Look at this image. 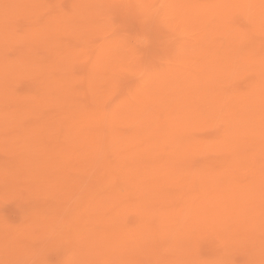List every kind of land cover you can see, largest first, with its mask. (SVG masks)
<instances>
[{
    "label": "rangeland",
    "instance_id": "1",
    "mask_svg": "<svg viewBox=\"0 0 264 264\" xmlns=\"http://www.w3.org/2000/svg\"><path fill=\"white\" fill-rule=\"evenodd\" d=\"M29 1L27 3L23 2L22 4L15 6L17 8L16 10L19 9L17 11L18 15L20 14L21 16H19L20 17L19 18L18 15H16V10H14L15 12H12V16H10V18L13 17L14 23H12L11 25L9 24V25L13 27L14 29V31L12 29H11L12 32L10 31L11 32L10 35H12L11 37L14 40H11L12 38L10 37L9 39L10 41H7L6 38L8 39L9 37L5 36L4 38L2 37L4 36L2 34L5 32V30H7L6 27H10L8 26L7 22L8 23L9 21L11 22L12 18L11 20L6 21L5 15L8 14L9 16V14L11 15V13H9V10L6 12V10L9 8V6L6 5L7 1L0 0V37L2 38L1 39L2 44L3 45L6 44V47H7L5 48V46H3L4 49L3 51L0 52V59L5 61L4 63L7 64V65L4 64V70L2 71V74H0V85H1L0 95H4L3 98H6L5 95L8 96L9 94V96L13 95V96H16L17 99H21V100L22 99L23 100L31 99V101L34 100L35 102L34 101L33 102L35 104L38 103V105L46 104L45 101L49 99V96H48L49 94L47 90L43 88L45 77L48 74L45 72L46 76H44L45 75L44 71L46 69H42L43 71L38 73L37 71H40V70L37 68L36 75L39 76V78L36 79V78H33L32 76L33 74H28V73L23 74V72L21 73V71H19L20 72L19 74L16 70V67H14L15 65L19 64V59H22V57L23 58L28 57V54H30L32 58L36 59L35 60L36 62H40L42 64L44 63L50 64L56 58L60 60L59 64H61V61L62 62L64 61L62 63L64 67L63 66L60 68L57 67V69L59 70L57 71L54 70L56 73H54L53 75L58 73L59 75L64 76L65 74L67 75L68 73H71L69 75L72 80L74 77L75 80L74 82L73 81L72 82H73V86L75 85V89L78 93V94L76 93V95L73 94V91L75 90L73 88L71 98L76 96L75 98L76 99L78 98V99L77 101H75V99L73 98L74 102H76L73 105L74 107H72L73 112L72 110L69 111L68 109H66L65 105L68 100V97L63 96V99L61 97L58 98L57 101L58 100L59 101L58 102L55 101L54 102L55 104L53 103L54 105H52V107L49 106L50 104L48 105L50 108L46 107L47 105L44 106L43 109L44 108H47V109H44V113H43L44 115L38 114L36 116L37 120L35 121L31 120L30 123L28 122L27 124L22 125L23 127L17 126L18 127L17 128L16 125H11V127L9 125L8 130L7 128H5V130L4 128L2 129L4 131L3 136L5 137H2V134H1L0 138H3V139H0V145L4 144L5 141L6 142L8 141V142L7 143L5 142L7 144L6 146L1 145V146H4L3 149L4 148L6 149L2 150V147L0 146V172H2L3 170L2 175L0 173V176L2 177L0 178V264H46V262L50 260H56L58 264H63V262L67 260L71 261L72 264H175L174 261H176L179 257V253H178L179 249L184 251L183 255L187 256V258L185 259V261L187 262H190L192 258L193 259L198 258L199 262L196 264H264V260H262V258L264 259L263 257L264 255L262 256L260 255L262 254L260 252L264 251V249L261 250V246H259V244H261L262 242V238L264 240V231H263L264 225L262 224L263 219L259 220L261 221V223L260 222L258 223L257 221L252 220V221H255L257 224H259L255 226V229H254V226H249V225H252L253 223L251 220L248 221L246 219H228V220L225 219V222L227 224L231 223V226H232L231 227L232 229H230V232H228L232 234L231 240H229V242H228V238L225 236L228 233L224 231L225 230L224 226L216 225L215 223H213L215 220H212V219H205V221H202L201 223L197 221L192 223L190 219L188 221H186V219H175L174 222H176V226H174L173 230L169 229V226L172 227L173 225L172 219H153L150 222L146 221L145 219H140V215H138V210L136 206L138 207L142 204L140 202H134V203L131 202L130 204L132 205L130 206L127 205L128 203L127 199L131 198V196L129 195L132 193L130 192L131 190L127 188L129 185L128 183L125 182L126 175L122 173L120 171L121 169H118V167L120 168L121 166L122 169L123 168L125 169V170L123 169L124 171L126 170L132 171L135 168V166H138V163H136V161L133 160L135 158L134 155H136L135 153H137L136 158L139 156L141 157V155L143 156L144 153L143 154H140V153L144 151L141 150L142 151L141 152L140 149H143L144 147L151 148L152 146L155 145V143L153 144L147 143L145 145V142L140 141L137 143L138 149H133L132 150L133 152L129 150L130 148L129 146L123 145L124 144L123 141L119 142V144L114 148L113 146L110 147L109 146L110 143H108L110 140L108 138L109 135L107 134V131L109 130L110 132V129L107 126H109L108 125L109 124L108 121L110 120L109 116H112V114H110L109 111L111 110L113 111V109L119 104L128 105L133 102L135 103V105H137L138 103L141 102L140 100L143 99L144 101L145 99H149L150 96L152 97V99H154V96H156L155 100L156 98H164L162 99L163 101L166 98H169L170 94H173L172 90L174 89V85L175 84L177 85V83H175L174 85L172 84L173 86L171 85L172 87L164 88L165 87L164 85H166L167 81L164 82L165 83L164 85L162 81L167 77L169 72L171 73L170 74L171 76L172 75L175 76L176 74H180L181 72L186 71L185 69H188L190 65L191 67L193 66L196 69L200 70L201 65L199 63V60H197L199 57L198 53H203L205 56V53H207L208 51L207 49L209 47L211 48V46L209 45V43L211 42L206 41V39L204 38L205 30H206L205 28L206 21L204 24H201L202 21H199V16H197L196 13L195 15H190L189 13H187V6H188L187 3H185V6L177 8L176 7L177 5H174L176 4L177 0H99L97 2L98 5H96L97 7L94 8L95 6L94 5L93 9H91L92 7H90L87 4L89 0H87V3L84 0V3H86L90 7L88 11L89 13H87L89 14V17L87 16L86 11L84 13L86 14L87 17L85 15H84L85 17L79 15L80 9L82 11V7L86 6V5L83 6L81 4L82 5L81 8L79 7V5L77 7L78 3L79 4L81 2L83 3V1L81 0H80L81 2L80 1L78 2V0H33V2L31 1L29 2ZM34 1H38L37 2L38 4L39 2H41V4H39L41 6L37 5L38 8L40 7L41 10L37 9L40 11H38L39 14L36 15V17L35 16L33 17V12L29 13L31 12L29 10L31 8L30 5L31 4L34 5L35 4ZM193 1L198 3L200 7H202L203 9H205V7H211L213 5H216V3L218 4V0H193ZM166 2L168 3L166 4ZM257 2L258 0H241L239 4L241 5L242 13H239L237 12V10H235L233 11L231 15H228L227 17L223 19L225 26L231 27L232 30L242 29L241 31L243 32L244 35H242L239 38L229 39L226 36V33L222 31V33H217L212 38L214 41L213 43L214 45L219 44V43L222 44V47L220 48L221 50L219 49L217 50V52L214 51L215 48H212L211 50L209 49L210 54L211 52L214 53L213 54L214 58L223 59L224 57L223 60L226 59V61L229 58L231 60L234 59L233 60L234 68L233 67L225 68L226 70L225 78L223 79L219 78V81L217 82V85H216L217 91L219 93H222L223 95L221 97V102L226 103L228 101L226 99L239 100V96H242V94H248V93L253 92L254 90L253 88L256 86L258 80L260 79V76H257L259 75L260 70L258 71L257 70L255 71V69L249 70L248 67L246 66L245 67L246 73L241 74L240 70L243 66L241 67L237 66L240 64L244 65L247 59L257 60L258 58H262L264 54V48H263L264 47V30L259 29V27H257L258 24H255V20H254V17L258 15L259 11L261 10V9L260 10L258 9L260 5ZM93 4H96V0L95 2L93 0ZM111 4H127V5H133V7L122 9L117 15L115 22H113L110 16V9L108 8V5H111ZM137 4L167 6L165 8V13L166 12L167 13L162 18V24L157 25L155 27H152L151 25H149L148 21L144 18L146 14L148 13L149 9L134 7V5H137ZM189 4L191 5V1L189 2ZM90 5L92 6V2ZM76 7L77 9L80 8L78 9L79 12L75 9ZM10 10H12V8H10ZM31 10H33V6ZM35 12H34V15H35ZM77 12L79 13L78 16H77ZM14 15H16L17 18H15ZM74 16L78 17V20L81 19L79 18V16L83 17V22H82L83 27L80 25L81 23L79 24L82 28L79 25H76L75 21H72V18ZM201 16H203V14H201ZM261 17L264 18L263 16ZM56 18L58 19L64 18V21L60 23L61 26H58L57 29H54L56 31L53 30L54 35L60 36L58 41H57L58 39L57 37L54 38L55 42H57V43H54L55 46L57 45L56 51H55L56 47L54 48L55 54H53L54 52L48 53L46 51L48 49V44H46V41H40L35 46H33L34 45L33 43L32 47H30V44L32 42L30 41L31 43H29L28 36H31L29 34L33 33L32 30L40 29V27L41 28L45 27L47 26V24L50 25L52 21ZM84 20L86 22H84ZM253 26L254 28H252ZM8 30L7 32L9 35ZM7 32H5V35L7 34ZM55 32H57L58 34H55ZM113 33H116L117 35L113 37ZM77 35L80 38L79 37L77 38ZM3 39L5 40L2 41ZM30 39L32 40V38ZM24 40H28V41H24ZM227 45H229L230 47L228 46L227 48H225ZM231 47H232L233 54L229 52ZM66 54H67V57H66ZM234 54H237V55H234ZM229 55H231V57ZM63 59H66V60H63ZM202 60L206 61L205 57ZM259 62H257L256 64L260 65L261 61ZM53 63H54L53 65H56L55 64L56 62H53ZM184 64H189V65L187 66ZM182 65H184V67ZM223 65H226V63H223ZM30 67L32 68L33 66L30 65ZM181 67L183 68L186 67V68L181 69ZM64 68L68 70L66 71ZM178 68L180 70L175 73L174 71H176ZM246 69H248L249 71L248 70L246 71ZM10 70L16 71L17 74L15 72L14 76L11 75L12 77L9 78L11 79V81L9 80L10 81L9 82L7 81V79L10 75H8L7 73ZM166 73L168 74L165 75ZM173 73H175V75ZM212 75L215 76L213 77V79H215V78H218L221 74L218 75L215 72V74L212 73ZM34 77H36L35 73H34ZM153 77L154 79H156L155 81L154 79H152ZM160 81L162 82V84H160ZM169 81L170 79L168 80V82ZM78 95L79 97H77ZM64 97L67 98L66 102H64L65 100ZM73 100H72V104H73ZM155 100L153 101L155 102ZM42 101L45 103H43ZM149 101L151 104L154 103L151 100V98ZM0 103H2V105L0 104V110L3 109V107L5 108V105L6 106L9 105V104H6L7 103L6 100L5 102H0ZM15 104L16 102L13 103L12 105H15ZM165 104L166 103H164V105L161 108H163ZM36 105L34 106L36 108V109L34 108L35 111H37L38 109H41V108H37ZM225 108L226 107L219 108L222 113L219 112L220 111L219 109H216L214 111V114L216 115L217 118H213V120L211 121L207 119L208 121L203 122L201 124L195 121L194 125H191L192 124L191 122L185 130L187 131L186 133H188L187 135L185 134V132H182V135L183 134L186 136L189 135L187 137L188 139L186 138L185 142L190 143L191 146L193 145L191 147L192 152H190L189 156L187 155L189 163L186 162L187 159H185L184 161L186 169L188 168L190 163H193V166L191 164V166L194 168L193 170L196 169V170L202 171L203 169H206L208 172L209 171L214 172V170L217 167H219V165L224 164L225 161L228 162L232 158L233 153L231 154L230 151L226 149H224L225 150L224 151L223 149H221L222 146L224 145V142L222 140H223L225 133L222 132L224 130L223 129L224 126L217 121L220 118H224L226 114V112L224 111ZM166 109L168 111V108ZM166 109L163 108V112L166 111ZM184 110H185V107H184ZM187 110L188 109H186V111ZM95 112L97 114L100 113L99 114L100 116L95 114ZM131 114H130L131 117L133 115L136 116L134 113H131ZM191 116L193 115L192 114L190 115L189 120H191V118L192 120L194 119L193 118L194 116L193 117ZM69 118L75 119L77 122V126L81 125L80 128H83V129H80V130L81 131L84 130V131L83 132L80 131L81 133H78L80 137L79 135H77V139L76 137L75 138L70 137L68 139H65V141L63 142V139L66 138L65 136L66 122L65 121H67ZM40 119L41 121H38ZM184 121H186V119H184ZM188 122H186V125L188 124ZM92 123H96L97 131H99L100 128L104 129V130H100L102 133L99 131L100 135H98L95 138L96 140L94 139V141L97 142L96 144L95 143L93 144L96 146V148L94 149V152L89 154L88 155L89 157H88L85 155L87 153L86 150L84 149V151H82V149L78 147L79 152L76 154L77 156L79 154L80 155L78 157L75 156L76 161L75 160L73 161L75 166L73 163H72V166L71 164L70 166L69 164H66V170L64 174L58 176L59 178L55 182V180L53 179L54 176H52L53 174H51L52 172H54V170L52 169L53 171H50L48 169L49 168L48 165L50 166V163L54 165L56 164L58 165V163L62 161L63 159L62 157H61V160L58 158H55L53 160H50V159L56 157V153L59 152V148L61 151V148L63 149V147L68 146V148H70L69 145H72V144L77 145L78 138L84 137L83 141H85V143H87L88 141H91V138L93 134L95 133L94 132L95 127ZM104 126H106V128L108 129L106 130ZM181 129L184 130L185 128H181ZM114 130L117 131L116 135L120 134V136L121 135L129 136L132 133L131 126L127 123H122L118 125L116 124L113 127V131ZM39 131H42V132H39ZM6 136H7V139H5ZM228 136H229V133H228ZM228 136H227L228 140L232 138V137L228 138ZM29 139L30 140L32 139V140L29 141ZM100 139L105 143L104 144L103 142L101 143ZM245 139L246 138L244 137L243 139L244 148L248 150V153L246 154L244 159L249 158V156L251 157L253 155H254L253 159L255 157L256 158L254 161V165H252L250 169L239 170L238 171L239 173L238 172L236 173L237 180L239 179V181L241 182H245L250 177V175L254 177H258L262 173H264V151L259 152L260 143L262 144L261 138L260 137L254 138L255 140L253 138L251 139L249 138L246 140ZM11 141H12V144H10ZM156 142H158V140ZM28 143L31 144V147H32V144L33 146H36V147H33L32 149L30 148V146L25 147L24 145L25 144L29 145ZM65 144H67V146ZM256 144L259 146H257ZM87 145H90V144L87 143L85 147H90ZM23 146H24V149L26 148V151H24ZM45 146L48 149L53 147L58 151H54L56 152L53 155L54 157L53 156L50 157V154H49L48 158L50 159L48 162H44L45 159L38 160L39 162L35 161V162H38V164L41 163L40 166L42 165V167H39L38 165L36 166L37 163H35L34 160L31 159L34 156L35 152L34 153L32 152L33 155H31L30 152L31 150L32 151L35 150V148L36 150H38V148L40 150L44 148ZM157 146H159L160 148L161 145H156V147ZM219 146H221L220 149H219ZM81 147H84V146H81ZM156 147H154L156 151L154 152L152 157L153 159L155 157L156 161H154V164L155 165L158 164L159 166L158 168L151 169L150 167H153L154 164L153 165L151 164L152 161H150V158H147V161L144 160V158H142V161L144 160L145 164L148 163L146 167L149 166L150 168L149 169L147 167L146 172L144 174L146 178L144 177L142 178V180H144L145 184L147 183L146 185L152 186V187L155 185L165 184L169 178L168 177L164 179L165 176H162L163 180L161 181V177H159L160 173L158 172L159 175H157L156 170L160 171L158 169H160L166 162L167 152L170 151V149L166 150L165 148V149H162L164 151L162 150L160 151L161 148L157 150ZM27 148H29V152ZM118 148H121V149H118ZM48 149L46 150L48 151ZM103 149H105L106 151ZM46 150L43 152H46ZM40 151L36 152L37 154H35V156L39 155ZM26 152L29 153L28 156H26V154H28ZM131 152L134 154L133 156ZM261 153L263 154L260 156H257ZM30 155H31V158L29 157ZM23 157H27V159L29 157L30 161L28 160L26 161L25 160L26 158L23 159ZM122 159H123V162H120L122 161ZM148 160L150 162H148ZM31 162L35 163L34 165L33 164L32 165L34 168L36 166L37 169L36 168L34 169L32 167ZM104 162L106 166L104 165ZM99 163H102V165L101 164L99 165ZM186 163L188 165H186ZM108 164L110 165L111 168L107 166ZM145 164L140 165V167ZM43 166L46 168V171H44L45 168ZM51 166L50 168H53V166L52 167ZM113 166L114 168H112ZM132 166H134V168H132ZM31 167L34 169V173L30 172L29 170L31 169ZM38 167L40 169L44 168V169H41L43 170L41 171L42 174H39L40 170L38 169ZM116 167H117V171L119 170V172L115 171ZM7 168H13V169H10L11 174L9 171L7 172V170H9ZM106 168H108V170H106ZM47 169L49 171H47ZM110 169H112L111 171L113 174L110 172ZM4 170L6 171L7 174L6 173L3 174L5 172ZM13 170L14 172H12ZM22 171L23 173L25 172L26 173L22 174ZM185 171L188 172V170L183 169L184 173ZM104 172H106L107 174ZM161 172H162V169H161ZM177 172H178L177 174L179 173L182 174L181 168ZM70 174H71V177H70ZM109 174L113 175L114 177L109 176ZM116 174L120 176L118 177ZM21 175L23 176L21 177ZM105 176H109L107 177L109 179L108 180L107 178L104 179ZM68 177H70L69 181H68ZM60 178L63 180H60ZM79 178L81 179L79 180ZM81 180L83 181V183ZM17 181L18 182L21 181L22 183L21 182L17 183ZM64 181H67V183H64ZM160 181L164 183L162 184L156 183ZM171 181L172 179L168 180L167 185ZM44 183H46V185ZM184 183H179V185L177 184L176 186L173 187L174 190L176 191V193L175 192L174 193L177 196L175 197V199L177 198V201L174 199L171 202V205L173 206L172 209H175V210L185 209L186 201H188L190 198L194 200L195 197L196 198L198 197L197 195H202V193L200 192H196L197 195L190 193L186 196V199H183L181 201L180 198L183 195L182 193L187 191V188L184 187L185 186ZM113 185H116V186H113ZM196 185H198V182ZM76 186H78L79 188L78 187L76 188ZM113 187H115L114 188L115 190L113 189ZM125 188L128 190H126ZM117 189H118V192L116 191ZM120 192L122 195L119 194ZM140 192H142V190L139 189V193ZM112 193H114L113 194L114 196L116 195V193L118 195L115 196L114 198V197H111ZM124 193H126V196ZM177 193L181 194V196L177 195ZM74 194L76 196H74ZM63 195L65 197H63ZM108 195H111L109 199H108ZM124 196L125 198H123ZM133 197L135 198V196H132V198ZM104 198L108 200L106 201V199ZM112 198L113 200L111 201ZM89 199H91L92 201ZM117 199H118V202H120L119 206L115 205L117 202L115 204L112 203L114 200H117ZM124 199H126V201ZM168 201L169 199H165L163 200V203L167 206L168 205L171 206L170 201L169 202ZM147 202L145 203L147 204ZM93 203L95 204L97 203L100 205L101 203L102 205L107 204V207L105 205L106 209L104 207L102 209L101 207L98 209V205L97 207H95ZM111 203L113 204V206ZM108 204H111V205H108ZM123 204H125L126 206L123 207ZM61 205H64V206L60 207ZM110 206L112 207V209H110ZM115 207H116V210H115ZM87 209L89 211H87ZM109 210H112V212L114 213H111ZM114 210L116 211V213ZM90 211H92L93 213V215L90 213L92 215L91 217L89 214ZM98 213H100L101 216L104 215L105 219H102V220L98 219L100 217L99 216L100 214ZM183 213H185V210L183 211ZM112 214L114 216H111ZM108 216L110 219L109 218L106 219ZM121 216L123 219L120 218ZM111 218H114V219H111ZM186 225L192 228L190 231H194L192 233L194 239H191V240L186 239V238L181 239L180 242L177 244L179 246L176 245L178 249H176L175 247V250H174V244H175V238H176L175 236L176 234H180L181 236L182 231H184L183 227ZM258 226H261L262 229L260 230L261 227L257 228ZM121 228L125 230L124 234L128 235V240H129L127 241L128 243L125 244L124 250H122L124 246H122L121 243H120L121 246L119 245L118 248H117L118 246L117 244H116V247H114L115 244H109L108 246L107 244L103 243L105 246L108 247L107 248L108 250H107L106 247L102 245V242H104L105 240H111V239L113 240V239L119 238V234L117 233L120 232ZM92 229H94L95 231ZM256 229H258L259 231H257ZM252 230H254L253 231L254 233L251 232ZM141 231H144V232L141 233ZM190 231L189 229H187L186 236L189 234ZM99 232L102 234V236L100 234L101 237H103L104 235L103 238H100ZM106 232H108V234H105ZM250 232L252 234H250ZM94 234L95 236L97 235L99 236L97 237L98 239L94 240L93 238ZM248 235H251V236H248ZM252 235L254 237H252ZM130 236L133 237L134 239L136 238L137 239L143 238V239L132 243L130 242ZM251 238H253V240ZM172 239L174 240V244H173ZM96 241L98 243H96ZM100 241H101V244H99ZM97 244L101 246L99 247ZM110 245H111V249L109 248ZM93 246H95L96 249ZM93 248L95 250H92ZM118 250L119 252H121L119 253V255L117 254Z\"/></svg>",
    "mask_w": 264,
    "mask_h": 264
},
{
    "label": "bare ground",
    "instance_id": "2",
    "mask_svg": "<svg viewBox=\"0 0 264 264\" xmlns=\"http://www.w3.org/2000/svg\"><path fill=\"white\" fill-rule=\"evenodd\" d=\"M7 2H6V5L7 6H9V8L6 10V12L9 10V13H11V15L9 14V16H8V14L7 15H5V19H6V21H9V20H11V18H12V20H11V22L9 21V23L7 22V24H8V26H10L12 23H14V21H13V17H11L10 18V16H12V12H15L14 10H16L17 8L15 7L16 5H20V4H22L23 2H28L29 0H6ZM31 2H33V0H30ZM29 1V2H30ZM80 0H78V2H79ZM81 1H83V3H84V0H81ZM80 1V2H81ZM86 1V3H87V0H85ZM99 0H96V4H93V0L91 1V0H89L88 1V5L90 6V7H92L91 9H93V6H94V8L95 7H97L96 5H98V2ZM186 1V2H185ZM191 1V5L189 4V2ZM240 1L241 0H218V4L216 3V5H213V6H211V7H205V9H203L202 7H200V5L198 4V3H196L195 1H193V0H177L176 1V4H174V2H173V4L174 5H177L176 7L177 8H180V7H183V6H185V3H187V13H189L190 15H195V13H196V15L197 16H199V21H202L201 22V24H204L205 23V21H206V25H205V28H206V30H205V39H206V41H208V42H211L212 43V45H211V43H209V45L211 46V48L209 47L207 50V53H205V56H204V54L203 53H198L199 54V57H198V59L197 60H199V63H200V65H201V67H200V70H198V69H196L195 67H191V65H190V67H188V69H185V68H183L184 67V65H189V64H184V65H182L183 67H181V69H185L186 71H184V72H181L180 74H176L175 75V73L177 72V71H179L180 69L178 68L176 71H174L175 73H173L175 76H171L170 74V72H169V74L168 73H166L165 75H167V77L170 79V81L168 82V80L166 79H164L162 82H163V85L165 84L164 82H166V85H164L163 87L164 88H166V87H172L175 83H177V85L175 84L174 85V89L172 90V92H173V94H170V97L169 98H166L165 100H163L162 101V99H164V98H156V100H155V97L156 96H154V99H152V97L150 96L149 97V99H145L144 101H143V99L142 100H140L141 102L140 103H138L137 105H135V103H130V104H128V105H121V104H119L118 106H116L114 109H113V111L111 112V111H109L110 112V114H112V116H109V121H108V125L109 126H107L109 129H110V132H109V130L107 131V134L109 135L108 136V138H109V142L108 143H110V147H112L113 146V148L114 147H116L118 144H119V142H121V141H123L124 142V144L123 145H126V146H129L130 148H129V150H133V149H138V146H137V143L138 142H140V141H143V142H145V145L147 144V143H150V144H153V143H155V145L154 146H152L151 148H143L142 146V148L143 149H140V151L141 150H143L144 152H142V153H140V154H143V156L141 155V157L139 156V157H137L136 158V155H137V153H135L136 155H134L132 152V156L134 155V159H133V157H132V159L133 160H135L136 161V163H138V166H135V168H134V166H132V168H134L132 171L130 170V171H124L122 168H121V166H120V168L118 167V169H121L120 171L122 172V173H124L126 176H125V182L126 183H128V187L127 188H129L131 191V193L132 194H130L129 196H131V198H126L127 200H128V203H127V205L128 206H130V205H132V204H130L131 202L132 203H134V202H140L142 205H140V206H136V208H137V210H138V215H140V219H145L146 221H148V222H150L151 220H153V219H172V221H173V225H172V227L171 226H169V229L170 230H173V228H174V226H176V222H174V220L175 219H186V221H188L189 219L191 220V222L192 223H194L195 221H197V222H199V223H201L202 221H205V219H212V220H215L213 223H215L216 225H218V226H224V231L225 232H230V229H232L231 227V223L230 224H227L226 222H225V219H246V220H255V221H257L258 223L260 222L261 223V221H259V220H261V219H263L264 220V173H262L260 176H258V177H254V176H251L250 175V177L245 181V182H241V181H239V179L237 180V177H236V173L239 171V170H246V169H250L251 167H252V165H254V161H255V158L253 159V157H254V155L253 156H249V158H245L244 159V157L246 156V154L248 153V150H246L245 148H244V142H243V139H244V137L246 138V139H251V138H257V137H260L261 138V140H262V144L260 143V147H259V152H263L264 151V75H262V69H264V54H263V56H262V58H258L257 60H253V59H251V60H249V59H247V61H246V63H244V65L243 64H240V65H237V66H239V67H241V66H243L242 68H241V70H240V72H241V74L242 73H246L245 72V67L247 66L248 67V69L250 70V69H252V70H254L255 69V71L257 70H260V73H259V75H257V76H260V79L258 80V82H257V84H256V86L253 88L254 90H253V92H251V93H248V94H242V96H239V100H229V99H226V100H228L226 103L225 102H221V97L223 96L222 95V93H219L218 91H217V89H216V85H217V82L219 81V78H225V76H226V70H225V68H227V67H230V68H232L233 67V60H231L230 58L226 61V59L225 60H223L224 59V57H223V59H217V58H214V56H213V52H211V54H210V50L212 49V48H215L214 49V51L215 52H217V50H219L221 47H222V44H213L214 43V41H213V37H214V35H216L217 33H222V31L223 32H225L226 33V36L230 39H235V38H239V37H241L242 35H244L243 34V32L241 31L242 29H233L232 30V28L231 27H229V26H225L224 25V22H223V19L225 18V17H227L228 15H231L232 13H233V11H235V10H237V12H239V13H242V8H241V5L239 4L240 3ZM38 1H34V5L33 4H31L30 5V7L32 8V6H33V10H31V8L29 9L31 12H29V13H32L33 12V17L35 16L36 17V15H38L39 14V12L38 11H40L41 9H40V7L38 8V6L37 5H39V4H41V2H39V4L37 3ZM90 2V3H89ZM91 2H92V6L90 5L91 4ZM94 2H95V0H94ZM181 2H183V3H181ZM198 2V1H197ZM82 2L79 4H77V7H78V5H79V7L81 8L82 7V5L83 6H85V7H87V8H85V7H82V11H81V9L80 8H78V9H80V14L78 13L79 12V10L77 9V7L75 8L78 12H77V16H78V14L80 15V16H86V14L87 13H89L88 11H89V6L86 4V3H84L83 4ZM168 2H166V4H167ZM208 3V2H207ZM259 5H260V7L258 8L260 11H259V13H258V15H256L255 17H254V20H255V24H258L257 25V27H259V29H261V30H264V18H262L261 16H263L264 17V3H262V0H258V2H257ZM82 4V5H81ZM202 4V3H201ZM39 6H41V5H39ZM76 6V5H75ZM173 6V5H172ZM18 7V6H17ZM60 7V6H59ZM249 7V6H248ZM10 8H12V10H10ZM35 8H36V10L37 9H40V10H35ZM236 8V9H235ZM63 9V8H62ZM85 9H87V10H85ZM175 9V8H174ZM19 10V9H18ZM18 10H16V15H18V13H17V11ZM168 10V9H167ZM176 10V9H175ZM38 12V13H36V12ZM86 11V14L84 13ZM244 11V10H243ZM5 12V13H6ZM34 12H35V15H34ZM83 12V13H82ZM178 12V11H177ZM181 12V11H180ZM245 12V11H244ZM4 13V14H5ZM55 13V12H54ZM83 15H82V14ZM167 13V12H166ZM168 13H170V12H168ZM256 13V12H255ZM201 14H203V16H201ZM16 15H14V17L15 18H17V16ZM23 15V14H22ZM91 15V14H90ZM97 15V14H96ZM174 15V14H173ZM234 15V14H233ZM19 16H21L20 14L18 15V17ZM79 16V18H81V19H79L78 20V17H73L72 18V21H75L76 23V25H79L80 23V25L82 26L83 24H82V22H83V17H80ZM84 16V17H85ZM87 16L89 17V14H87ZM86 16V17H87ZM58 17V16H57ZM62 17V16H61ZM179 17V16H178ZM20 18V17H19ZM233 18V17H232ZM175 19V18H174ZM82 20V21H81ZM85 20H86V18H85ZM84 20V22H86ZM186 20V19H185ZM13 21V22H12ZM20 21V20H19ZM23 21V20H22ZM62 21H64V18H61V19H58V18H56V19H54L53 21H52V23L49 25V24H47V26H45V27H40V29H33L32 30V34H29V35H31V36H28L29 37V43H31L30 44V47H32V45H33V43H34V45L33 46H35V45H37V43H39L40 41H46V44H48V49L46 50L48 53L50 52V53H53L54 52V48L57 46H55L54 45V43H57V42H55V37H57L58 39H57V41L59 40V38H60V36H56V35H54V31H56V30H54V29H57V27L58 26H61V22ZM68 21V20H67ZM71 21V20H70ZM71 21V22H72ZM211 21V22H210ZM241 22V21H240ZM46 23V22H45ZM212 23H214V24H212ZM252 23V22H251ZM10 24V25H9ZM27 24V23H26ZM71 24V23H70ZM237 24V23H236ZM246 24V23H245ZM66 25V24H65ZM79 25V26H80ZM30 26V25H29ZM78 26V27H79ZM80 26V27H81ZM163 26V25H162ZM231 26V25H230ZM83 27V26H82ZM81 27V28H82ZM251 28V27H250ZM252 28H254V26L252 27ZM6 29L8 30V29H10V30H8L9 31V35H8V32H7V30H5V32H7V34L5 35V32L2 34V35H4V36H2V37H4L5 38V36H8L9 38L7 39L6 38V40L7 41H10L9 39H10V37L12 36V35H10L11 34V29L14 31V29H13V27H6ZM26 29V28H25ZM31 29V28H30ZM179 29V28H178ZM249 29V28H248ZM54 30V31H53ZM70 30V29H69ZM246 30V29H245ZM11 31V32H10ZM26 31H28V30H26ZM76 31V30H75ZM74 31V32H75ZM179 31V30H178ZM250 31V30H249ZM258 31V30H257ZM58 32V31H57ZM57 32H55V34H58ZM170 32V31H169ZM173 33H175V32H173ZM26 34V33H25ZM170 34H172V33H170ZM178 34V33H177ZM224 34V33H223ZM249 34V33H248ZM28 37H27V39H28ZM79 36L77 35V38H78ZM193 37V36H192ZM12 38V37H11ZM20 38V37H19ZM24 38H26V37H24ZM23 38V39H24ZM30 38H32V40L30 39ZM80 38V37H79ZM1 37H0V52L1 51H3V49H4V47L3 46H5V48H7L6 47V44L5 45H3L2 44V42H1ZM54 39V40H53ZM226 39V38H225ZM5 39H3L2 41H4ZM11 40H14L13 38L11 39ZM22 40V39H21ZM53 40V41H52ZM192 40V39H191ZM190 40V41H191ZM199 40V39H198ZM221 40V39H220ZM24 41H28V40H24ZM31 41V42H30ZM228 41V40H227ZM196 42V41H195ZM231 42V41H230ZM245 42V41H244ZM246 42H248V41H246ZM4 43V42H3ZM5 43H6V41H5ZM26 44V43H25ZM82 44V43H81ZM188 44V43H187ZM198 44V43H197ZM200 44V43H199ZM58 46H59V44H58ZM191 46V45H190ZM229 45H227L225 48H227ZM9 47V46H8ZM37 47V46H36ZM76 47V46H75ZM186 47H188V46H186ZM230 47V46H229ZM233 47V46H232ZM232 47L230 48V50H229V52L230 53H232L233 51H232ZM239 47V46H238ZM59 48V47H58ZM103 48V47H102ZM182 48V47H181ZM235 48V47H234ZM245 48V47H244ZM264 48V47H263ZM21 49H22V47H21ZM179 49V48H178ZM210 49V50H209ZM15 50V49H14ZM20 50V49H19ZM57 50V47H56V49H55V51ZM111 50V49H110ZM180 50V49H179ZM221 50V49H220ZM245 50V49H244ZM85 51V50H84ZM247 51V50H246ZM133 52V51H132ZM183 52V51H182ZM205 52V51H204ZM222 52V51H221ZM4 53H5V51H4ZM24 53V52H23ZM34 53V52H33ZM47 53V54H48ZM76 53V52H75ZM82 53V52H81ZM223 53V52H222ZM43 54V53H42ZM41 54V55H42ZM53 54H55V52L53 53ZM224 54V53H223ZM233 54V53H232ZM258 54V53H257ZM217 55V54H216ZM234 55H237V54H234ZM24 56V55H23ZM52 56V55H51ZM50 56V57H51ZM180 56V55H179ZM186 56H187V54H186ZM230 57H231V55H229ZM242 56V55H241ZM257 56V55H256ZM256 56H254V57H256ZM66 57H67V54H66ZM205 57V59H206V61H203L202 59ZM219 57V56H218ZM253 57V56H252ZM70 58V57H69ZM233 58V57H232ZM57 59V58H56ZM56 59H54L50 64H42V63H40V62H36L35 60V58H32L31 57V55L30 54H28V57H22V59H19V64L18 65H15L14 67H16V70H17V72L20 74V72L19 71H21V73L23 72V74H25V73H28V74H33L32 76H33V78H36V79H38L39 78V76H37L36 75V69L38 68L40 71H37L38 73H40L41 71H43L42 69H46L45 71H44V76H46V73H48L47 74V76L45 77V81H44V83H43V88H45V90H47V92H48V96H49V99L48 100H46L45 102H46V104H40V105H38V103H34L33 101H31V99H25V100H21V99H17V97L16 96H13V95H11V96H9V94H8V96L7 95H5V97L7 98H3L4 97V95H0V102H5V100H6V104H9V105H5V108L3 107V109H1L0 110V132H2V133H0V136H1V134H2V137H5V136H3V134H4V131L2 130L3 128H4V130H5V128H7V130H8V127H9V125H10V127H11V125H16V127L18 126V127H21L22 125H24V124H27L28 122L30 123L31 122V120H33V121H35V120H37V118H36V116L39 114H43L44 113V109H47V108H44L43 109V107L44 106H46V107H48V108H50L49 106H51L52 107V105H54L55 103V101L56 102H58L57 101V99L58 98H62L63 99V96H65V97H68V100H69V102H68V100H67V98H65V100H64V102H66V100H67V102H66V109H68L69 111L70 110H72V112H73V109H72V107H74L73 105L76 103V102H74V100H73V98L75 99V101H77V99L75 98V97H73V98H71V94H72V91H73V88L75 89V85L73 86V82H74V77H73V80L71 79V77H70V75L69 74H71V73H68L67 75L65 74L64 76H62V75H59L58 73L57 74H55V75H53L54 73H56L55 71H57V70H59V69H57V67H64V65L62 64L63 62L61 61V64H59L60 63V60H56ZM117 59V58H116ZM178 59H179V57H178ZM56 60V61H55ZM63 60H66V59H63ZM71 60V59H70ZM77 60V59H76ZM101 60V59H100ZM58 61V62H57ZM179 61V60H178ZM259 61H261V64L260 65H257L256 63L257 62H259ZM263 61V62H262ZM5 61H3L2 59H0V74H2V71L4 70V64H6V63H4ZM53 62H56L55 64L56 65H53L54 63ZM95 62H97V61H95ZM235 62V61H234ZM103 63V62H102ZM223 63H226V65H223ZM260 63V62H259ZM69 64V63H68ZM100 64V63H99ZM7 65V64H6ZM30 65H32L33 67L31 68L30 67ZM101 65V64H100ZM54 66V67H53ZM172 66V65H171ZM50 67V68H49ZM120 67V66H119ZM164 67V66H163ZM177 67V66H176ZM41 68V69H40ZM234 68V67H233ZM2 69V70H1ZM65 69V68H64ZM217 69V70H216ZM237 69V68H236ZM248 69H246V71L248 70ZM55 70V71H54ZM66 70V69H65ZM68 70V69H67ZM66 70V71H67ZM92 70V69H91ZM197 70V71H196ZM248 70V71H249ZM218 71V72H217ZM235 71V70H234ZM15 72L16 71H12V70H10L7 74L8 75H10L9 77H8V79H7V81H11V79H9V78H11L12 76L11 75H15ZM17 72H16V74H17ZM46 72V73H45ZM153 72V71H152ZM215 72H216V74H221L218 78H215V79H213V77H215V76H213L212 75V73L213 74H215ZM34 73H35V76L36 77H34ZM67 73V72H66ZM87 74V73H86ZM57 75H59V76H57ZM171 77H170V76ZM217 76V75H216ZM229 76V75H228ZM240 76V75H239ZM256 76V77H257ZM70 77V78H69ZM172 77H173V79H172ZM15 78V77H14ZM13 78V79H14ZM152 79H154V77L152 78ZM232 79V78H231ZM230 79V80H231ZM240 79V78H239ZM156 79H154V81H155ZM158 80V79H157ZM9 81V82H10ZM38 81V80H37ZM73 81V82H72ZM233 81V80H232ZM231 81V82H232ZM78 82V81H77ZM162 82L160 81V84H162ZM71 83V84H70ZM237 83V82H236ZM243 83V82H242ZM2 84V83H1ZM4 84V83H3ZM9 84H11V83H9ZM75 84V83H74ZM155 84V83H154ZM173 84V85H172ZM229 84H230V82H229ZM11 85H13V84H11ZM33 85V84H32ZM71 85V86H70ZM172 85V86H171ZM241 85V84H240ZM3 86V85H2ZM73 86V87H72ZM162 86V85H161ZM231 86V85H230ZM254 86V85H253ZM0 87H1V85H0ZM251 87V86H250ZM3 88V87H2ZM153 88V87H152ZM148 89V88H147ZM223 89V88H222ZM246 89V88H245ZM150 91V90H149ZM152 91V90H151ZM231 91V90H230ZM250 91V90H249ZM20 92H22V91H20ZM75 92V93H74ZM171 92V93H172ZM236 92V91H235ZM76 93H77V91H76V89L73 91V94H75L76 95ZM133 93V92H132ZM139 93V92H138ZM143 93V92H142ZM78 94V93H77ZM226 94V93H225ZM224 94V95H225ZM22 95V94H21ZM84 95V94H83ZM152 95V94H151ZM155 95V94H154ZM11 97H13V98H11ZM25 97V96H24ZM42 97H44V96H42ZM77 97H79V95L77 96ZM97 97V96H96ZM161 97V96H160ZM163 97V96H162ZM230 97V96H229ZM8 98H9V100H8ZM73 100V104H72V100ZM150 98H151V100L153 101V100H155V102L154 103H150ZM33 99V98H32ZM80 99V98H79ZM159 99H161V100H159ZM223 99V98H222ZM37 100V99H36ZM61 100V99H60ZM70 100H71V102H70ZM80 101V100H79ZM134 101V100H133ZM224 101V100H223ZM16 102V104L15 105H12L13 103H15ZM43 102V101H42ZM45 102H43V103H45ZM81 102H83V101H81ZM130 102V101H129ZM234 102V103H233ZM54 103V104H53ZM80 103V102H79ZM142 103V104H141ZM164 103H166L165 104V106L163 107V108H168V111H167V109H166V111H164L163 112V108H161L163 105H164ZM167 103H168V105H167ZM1 105H2V103H0ZM28 104V105H27ZM50 104V105H49ZM111 104V103H110ZM37 106V108H41V109H38L37 111H35V107L34 106ZM49 105V106H48ZM38 106H40V107H38ZM70 106V107H69ZM81 106V105H80ZM97 106V105H96ZM83 107V106H82ZM104 107H105V105H104ZM107 107V106H106ZM184 107H185V110H184ZM221 107H226L225 109H224V111L226 112V114H225V116H224V118H220V119H218L217 121L219 122V123H221L224 127H223V133H225V135H224V137H223V142H224V145L222 146V148L221 149H226V150H228V151H230L231 152V154L233 155L232 156V158L228 161V162H226L225 161V163L224 164H221V165H219V167H217L215 170H214V172L213 171H207L206 169H203L202 171L201 170H193L194 168L192 167L193 166V163H190V165L188 166V168L186 169V167H185V164H184V161H185V159H187V161L186 162H188L189 163V161H188V157H187V155L189 156V154H190V152H192V149H191V147L193 146H191V144L190 143H186L185 142V140H186V138L189 136H186L188 133H186L187 131H185L186 130V128L188 127V125L192 122V124L191 125H194L195 123V121L196 122H198V123H203V122H206V121H208V120H213V118H217L216 117V115L214 114V111L216 110V109H219V108H221ZM35 108V109H34ZM80 108V107H79ZM43 109V110H42ZM186 109H188L187 111H186ZM82 110V109H81ZM96 110V109H95ZM161 110V111H160ZM183 110V111H182ZM220 110V109H219ZM66 111V110H65ZM68 111V112H69ZM89 111V110H88ZM106 111H108V110H106ZM186 111V112H185ZM72 112H70V113H72ZM97 112V111H96ZM95 112V114H97ZM162 112H163V114H162ZM219 112H221V110L219 111ZM102 113V112H101ZM103 113H105V112H103ZM131 113H134L136 116H132L131 117ZM222 113V112H221ZM100 113H98L97 115L98 116H100L99 115ZM109 114V113H108ZM109 114V115H110ZM131 114V115H130ZM192 114L193 116H191V117H193L194 119V121L192 120V118H191V120H189V118H190V115ZM195 114V115H194ZM197 114V115H196ZM224 114V113H223ZM44 115V114H43ZM96 115V116H97ZM189 115V116H188ZM221 115V114H220ZM26 116H27V118H26ZM35 116V117H34ZM89 116H90V114H89ZM95 116V117H96ZM106 116H107V114H106ZM186 116H187V118H186ZM218 116V115H217ZM23 117H24V119H23ZM39 117V116H38ZM56 118V117H55ZM92 118V117H91ZM90 118V119H91ZM103 118H104V116H103ZM23 119V120H22ZM59 119V118H58ZM96 119V118H95ZM184 119H186V121H184ZM208 119V120H207ZM29 120V121H28ZM101 120H103V119H101ZM106 120H108V119H106ZM183 120V121H182ZM32 121V122H33ZM38 121H41V119L40 120H38ZM80 121V120H79ZM85 121V120H84ZM88 121V120H87ZM91 121V120H90ZM189 121V122H188ZM216 121V122H217ZM25 122V123H24ZM66 122V129H65V136H66V138H64L63 139V142L65 141V139H68V138H70V137H76V139H77V135H79L78 133H81V132H83L84 130H80V129H83V128H80V126L81 125H78L77 126V122H76V120L75 119H71V118H69L67 121H65ZM186 122H188V124L186 125ZM215 122V121H214ZM35 123H37V122H35ZM99 123H101V122H99ZM122 123H127V124H129L130 126H131V129H132V133H131V135H129V136H125V135H121L120 136V134L118 135H116V130H114L113 131V127L117 124H122ZM198 123H196V124H198ZM89 124V123H88ZM91 124V123H90ZM93 125H94V127H95V133L93 134V136H92V138H91V141H86L88 144H90V145H87V146H90V147H85L86 146V144L87 143H85V141H83V138L84 137H81V138H78V143H77V145L75 144H72V145H74V146H72V145H69V147L70 148H68V146H67V144H68V142H67V144H65L67 147H63V149L61 148V151H60V148H59V152H54V151H58V150H56L55 148H50V149H48L46 146V149H48V151L45 149V147L44 148H42V149H44V150H42V149H40V150H42V151H40L39 150V148H38V150H36V148H35V150H31V155H33L32 154V152L34 153L35 152V154H37L36 152H38V151H40L39 153V155H36L35 156V154H34V156L31 158V155L29 156L31 159H33L34 160V162L35 161H38V160H43V159H45V161L44 162H48L49 161V159L50 158H48V156H49V154H50V157H52L55 153H56V157H54V158H52V159H50V160H53V159H55V158H58V159H60L61 160V157H62V161H60L59 163H58V165L56 164V165H54V164H52V163H50V166H51V164H52V166H53V168H50V166L48 165V169L50 170V171H53L54 170V172H52L51 174H53L52 176H54L53 177V179L55 180V182L58 180V176H60V175H62V174H64V172H65V170H66V164H69V166H70V164H71V166H72V163H73V161L75 160L76 161V158H75V156L76 157H78L77 156V154L76 153H78L79 151H78V147H80L81 149H82V151H84V149L86 150V156H88L89 154H91L92 152H94V149L96 148V146L95 145H93L94 143L96 144L97 142H95L94 141V139L98 136V135H100L99 134V131L100 130H104V129H101L100 127V130L99 131H97V126H96V123H92ZM52 125V124H51ZM92 125V126H93ZM103 125V124H102ZM101 125V126H102ZM105 125V124H104ZM107 125V124H106ZM215 125V124H214ZM5 126V127H4ZM33 126V125H32ZM50 126V125H49ZM184 126H186V127H184ZM213 126V125H212ZM15 127V126H14ZM17 127V128H18ZM23 127V126H22ZM40 127V126H39ZM79 127V128H78ZM105 127V129L107 130L108 128H106V126H104ZM119 127V126H118ZM193 127V126H192ZM181 128H185L184 130H182ZM39 129V128H38ZM79 129V130H78ZM115 129V128H114ZM6 130V131H7ZM30 130V129H29ZM34 130V129H33ZM48 130V129H47ZM64 130V129H63ZM43 131V130H42ZM42 131H39V132H42ZM81 131V132H80ZM121 131V130H120ZM119 131V132H120ZM38 132V131H37ZM47 132V131H46ZM101 132V131H100ZM109 132V133H108ZM182 132H185V134L186 135H184V137H183V135H182ZM16 133V132H15ZM22 133V132H21ZM102 133V132H101ZM121 133V132H120ZM128 133V132H127ZM228 133H229V136H228ZM25 134V133H24ZM5 135H6V133H5ZM86 135V134H85ZM34 136V135H33ZM39 136V135H38ZM65 136H63V137H65ZM227 136H228V138L229 137H232V138H230L229 140L227 139ZM17 137V136H16ZM79 137H80V135H79ZM85 138H87V137H85ZM106 138V137H105ZM0 139H3V138H0ZM5 139H7V136H6V138ZM4 139V140H5ZM18 139V138H17ZM164 139V140H163ZM188 139V138H187ZM245 139V140H246ZM3 140V141H4ZM32 140V139H31ZM30 139H29V141H31ZM34 140V139H33ZM47 140H48V138H47ZM85 140H87V139H85ZM93 140V141H92ZM96 140V139H95ZM108 140V139H107ZM158 140V142H156ZM255 140V139H254ZM258 140V139H257ZM76 141V142H77ZM100 141H101V143L103 142L101 139H100ZM160 141V142H159ZM6 142V141H5ZM4 142V144H1V145H4V146H6L7 144V142L5 143ZM185 142V143H184ZM100 143V142H99ZM105 142H103V144H104ZM184 143V144H183ZM194 143V142H193ZM10 144H12V141H11V143ZM29 144V143H28ZM196 144V143H195ZM222 144V143H221ZM0 145V146H1ZM42 145V144H41ZM60 145V144H59ZM64 145V144H63ZM108 145V144H107ZM122 145V144H121ZM140 145V144H139ZM156 145H161L160 146V148H159V146H157L156 147ZM220 145V144H219ZM257 145V144H256ZM4 146H1L2 147V150H4V149H6V148H4L3 149V147ZM13 146V145H12ZM25 147H27V146H30V148L32 149L33 147H36V146H33V144H32V147H31V144H29V145H24ZM24 146H23V149H24ZM81 146H84V147H81ZM100 146V145H99ZM98 146V147H99ZM106 146V145H105ZM104 146V147H105ZM169 148H168V147ZM257 146H259V145H257ZM49 147V146H48ZM73 147V148H72ZM140 147V146H139ZM154 147H156L157 148V150L158 149H160V151L162 150V149H165L166 148V150H169L170 149V151H168L167 152V159H166V162L164 163V165L160 168V169H158V170H160V171H157L156 170V174L157 175H159L158 174V172L160 173V175H159V177H161V181L163 180L162 179V176H165V178L164 179H166V178H168V180H171L172 179V183L171 182H169V184L167 185V183H168V180H167V182L165 183V184H163V185H155V186H148V185H146L145 183H144V180H142V178H146V176H144V174H145V172H146V169H147V167L149 168V166H147L146 167V165L148 164V163H144L145 161L144 160H146L147 161V158H150V161H152V165L154 164V161H156L155 160V157H154V159H153V154H154V152L156 151V149H154ZM181 147V148H180ZM209 147V146H208ZM220 147L221 146H219V149H220ZM76 148V149H75ZM109 148V147H108ZM107 148V149H108ZM122 148V147H121ZM121 148H118V149H121ZM200 148V147H199ZM7 149H8V147H7ZM28 149V152H29V148H27ZM58 149V148H57ZM112 149V148H111ZM110 149V150H111ZM1 150V151H2ZM46 150V152H43V151H45ZM103 150H105V149H103ZM114 150V149H113ZM165 150V151H166ZM217 150V149H216ZM250 150V149H249ZM24 151H26V148L24 149ZM81 151V152H82ZM106 151V150H105ZM124 151V150H123ZM162 151H164V150H162ZM225 151V150H224ZM227 151V152H228ZM28 152H26V153H28ZM43 152V153H42ZM48 152V153H47ZM51 152V153H50ZM102 152V151H101ZM126 152H128V151H126ZM130 152V151H129ZM137 152V151H136ZM251 152H252V150H251ZM255 152V151H254ZM25 153V152H24ZM24 153H23V155H24ZM100 153V152H99ZM123 153V152H122ZM139 153V152H138ZM221 153V152H220ZM230 154V155H231ZM263 153H261V154H259V155H257V156H260V155H262ZM29 155V153L28 154H26V156H28ZM83 155V154H82ZM6 156V155H5ZM45 156H47V157H45ZM95 156V155H94ZM130 156V155H129ZM185 156V157H184ZM219 156V155H218ZM18 157H19V155H18ZM17 157V158H18ZM29 157H28V159H27V157H23V159L24 158H26L25 160L27 161H30L29 160ZM81 157V156H80ZM89 157V156H88ZM87 158V157H86ZM142 158H144V160L142 161ZM217 158V157H216ZM227 158V157H226ZM260 158V157H259ZM48 159V160H47ZM90 159V158H89ZM93 159H95V158H93ZM229 159V158H228ZM47 160V161H46ZM78 160V159H77ZM85 160V159H84ZM91 160V159H90ZM158 160V159H157ZM160 160V159H159ZM217 160V159H216ZM224 160V159H223ZM32 161V160H31ZM104 161V160H103ZM127 161V160H126ZM149 160H148V162H150ZM33 162V161H32ZM31 162V165L33 164H35V163H37L36 164V166L38 165L39 167H42V165L40 166V164L41 163H39L38 164V162H35V163H32ZM51 162V161H50ZM57 162V161H56ZM84 162V161H83ZM118 162V161H117ZM120 162H123V159H122V161H120ZM161 162V161H160ZM190 162H191V160H190ZM89 163V162H88ZM215 163H217V162H215ZM220 163V162H219ZM44 164V163H43ZM47 164V163H46ZM74 164V163H73ZM77 164V163H76ZM80 164V163H79ZM90 164V163H89ZM102 165V163H99V165ZM142 164H145V165H143V166H141L140 167V165H142ZM150 164V165H151ZM191 164H192V166H191ZM33 165H32V167H33ZM104 165L106 166V164H105V162H104ZM103 165V166H104ZM117 165H118V163H117ZM120 165V164H119ZM186 165H188L187 163H186ZM259 165V164H258ZM35 166V168L37 169V167ZM46 166V165H45ZM51 166V167H52ZM65 166V167H64ZM74 166H75V164H74ZM84 166V165H83ZM102 166V167H103ZM107 166H109V168H111L110 167V165L108 164ZM31 167V169H29L30 170V172H33L34 173V169ZM38 167V169L40 170V173L39 174H42V172L41 171H43V170H41V169H44V168H39ZM82 167V166H81ZM99 167H101V166H99ZM159 166H158V164H154L153 165V167H150L151 169H154V168H158ZM214 167V166H213ZM76 168V167H75ZM112 168H114V166L112 167ZM149 168V169H150ZM177 168H181V172H182V174H177L178 172V170L179 169H177ZM254 168V167H253ZM7 169H9V170H7V172L9 171L10 172V174H11V170L10 169H13V168H7ZM47 169V171H49ZM53 169V170H52ZM71 169H73V168H71ZM116 170L115 171H117V167L115 168ZM161 169H162V172H161ZM183 169H185V170H188V172L187 171H185V173L183 172ZM208 169V168H207ZM6 170V169H5ZM4 170V171H5ZM33 170V171H32ZM39 170H37V171H39ZM77 170V169H76ZM80 170V169H79ZM102 170V169H101ZM105 170V169H104ZM106 170H108V168H106ZM105 170V171H106ZM112 169H110V172L112 173V171H111ZM206 170V171H205ZM212 170V169H211ZM253 170V169H252ZM251 170V171H252ZM260 170H262V169H260ZM44 171H46V168H45V170ZM75 171V170H74ZM114 171V170H113ZM114 171V172H115ZM153 171V170H152ZM254 171V170H253ZM2 172H3V170H2ZM2 172H0L1 173V175H2ZM12 172H14V170L12 171ZM17 172V171H16ZM25 172V171H24ZM35 172H36V170H35ZM80 172V171H79ZM117 172H119V170L117 171ZM196 172V173H195ZM210 172H212V173H210ZM6 173V171L3 173V174H5ZM20 173H21V171H20ZM26 173V172H25ZM25 173H23V171H22V174H25ZM29 173V172H28ZM46 173V172H45ZM76 173H78V172H76ZM100 173H101V171H100ZM104 173H106V172H104ZM154 173V172H153ZM152 173V174H153ZM162 173V174H161ZM239 173V172H238ZM7 174V173H6ZM17 174V173H16ZM16 174H14V175H16ZM50 174V175H51ZM107 174V173H106ZM113 174V173H112ZM118 174V173H117ZM116 174V175H117ZM119 174H121V173H119ZM248 174V173H247ZM19 175V174H18ZM30 175V174H29ZM28 175V176H29ZM35 175H36V173H35ZM34 175V176H35ZM249 175V174H248ZM23 175H21V177H22ZM64 176V175H63ZM67 176V175H66ZM65 176V177H66ZM104 176V175H103ZM109 176H113V175H110L109 174ZM109 176H105V178L104 179H106L107 177H109ZM118 176V175H117ZM120 176V175H119ZM118 176V177H119ZM143 176V177H142ZM240 176V175H239ZM243 176H244V174H243ZM246 176V175H245ZM36 177V176H35ZM70 177H71V174H70ZM70 177H68V181L70 180L69 178ZM73 177V176H72ZM114 177V176H113ZM112 177V178H113ZM123 177H124V175H123ZM158 177V176H157ZM0 178H2L1 176H0ZM14 178V177H13ZM31 178V177H30ZM51 178V177H50ZM67 178V177H66ZM111 178V177H110ZM195 178V179H194ZM242 178V177H241ZM72 179V178H71ZM76 179V178H75ZM81 178H79V180H80ZM101 179V178H100ZM109 178H107V180H108ZM115 179V178H114ZM36 180V179H35ZM39 180V179H38ZM53 180V181H54ZM60 180H63V179H61L60 178ZM59 180V181H60ZM65 180V179H64ZM102 180V179H101ZM100 180V181H101ZM117 180V179H116ZM119 180V179H118ZM147 180V179H146ZM24 181V180H23ZM82 181V180H81ZM80 181V182H81ZM156 182L157 184L158 183H160V184H162V183H164V182ZM187 181V182H186ZM189 181V182H188ZM195 181V182H194ZM19 182H21V181H19ZM18 181H17V183H19ZM47 182V181H46ZM50 182V181H49ZM77 182H78V180H77ZM104 182V181H103ZM109 182V181H108ZM146 182V181H145ZM185 182V183H184ZM197 182H198V185H196L197 184ZM16 183V182H15ZM22 183V182H21ZM25 183V182H24ZM61 183V182H60ZM64 183H67V181H64ZM69 183V182H68ZM71 183V182H70ZM74 183V182H73ZM82 183H83V181H82ZM179 183H184L185 184V188H187V191H185L184 193H182L183 195H182V197L180 198V200L182 201L183 199H186V196L188 195V194H195V195H197L196 194V192H200V193H202V195H197L198 197L196 198L195 197V199L194 200H192L191 198L188 200V201H186V207H185V209H180V210H175V209H172L173 208V206L171 205V202L175 199V197H177L176 196V191L174 190V186H176L177 184L179 185ZM45 185H46V183H44ZM55 184V183H54ZM75 184V183H74ZM79 184V183H78ZM24 185V184H23ZM49 185V184H48ZM47 185V186H48ZM83 185V184H82ZM110 185V184H109ZM126 185V184H125ZM50 186V185H49ZM52 186V185H51ZM59 186V185H58ZM80 186V185H79ZM113 186H116V185H113ZM127 186V185H126ZM78 186H76V188H77ZM112 187V186H111ZM125 187V186H124ZM22 188V187H21ZM39 188V187H38ZM44 188V187H43ZM45 188H47V187H45ZM79 188V187H78ZM108 188V187H107ZM110 188V187H109ZM115 187H113V189H114ZM117 188V187H116ZM177 188V187H176ZM72 189H73V187H72ZM118 189H119V187H118ZM118 189L116 190L117 192H118ZM126 189V188H125ZM136 189V190H135ZM139 189L140 190H142V192H140L139 193ZM42 190V189H41ZM75 190V189H74ZM115 190V189H114ZM126 190H128V189H126ZM46 191V190H45ZM78 191V190H77ZM80 191H81V189H80ZM133 191V192H132ZM38 192V191H37ZM68 192V191H67ZM83 192V191H82ZM125 192V191H124ZM175 192V193H174ZM46 193V192H45ZM111 193V192H110ZM110 193H108V194H110ZM115 193V192H114ZM114 193H112V196L111 195H108V199L110 198V196L111 197H114L115 198V196H117L118 194L116 193V195L114 196L113 194ZM128 193H129V191H128ZM77 194V193H76ZM119 194H121V192L119 193ZM125 194V196H126V193H124ZM66 195V194H65ZM70 195V194H69ZM122 195V194H121ZM177 195H180L181 196V194H179V193H177ZM74 196H76L75 194H74ZM125 196L123 197V198H125ZM132 196H135V198L133 197L132 198ZM63 197H65L64 195H63ZM121 197V196H120ZM119 197V198H120ZM189 197V196H188ZM70 198H71V196H70ZM107 198V197H106ZM106 198H104V199H106ZM117 198V197H116ZM56 199V198H55ZM69 199V198H68ZM94 199V198H93ZM104 199H103V201H104ZM108 199H106V201L108 200ZM126 199H124L125 201H126ZM165 199H169V201H170V205L171 206H167V205H165L164 203H163V200H165ZM89 200H91V199H89ZM113 200V198L111 199V201ZM120 200V199H119ZM147 200H148V202H147ZM176 201H177V198L175 199ZM68 201V200H67ZM92 201V200H91ZM168 201V202H169ZM101 202V201H100ZM110 202V201H109ZM117 202V203H116ZM145 202H147V204L145 203ZM68 203V202H67ZM106 203V202H105ZM108 203V202H107ZM112 203H116L115 205L116 206H119L120 205V202H118V199L117 200H114ZM111 203V204H112ZM163 203V204H162ZM176 203H178V202H176ZM72 204V203H71ZM70 204V205H71ZM87 204V203H86ZM94 205H95V207H97V205H98V209L101 207V209L104 207L105 208V205H106V207H107V204H103L102 205V203H101V205L100 204H95V203H93ZM92 204V205H93ZM111 204H108V205H111ZM174 204H175V202H174ZM198 205V206H196V205ZM75 205V204H74ZM57 206H59V205H57ZM62 206H64V205H61L60 207H62ZM112 206H113V204H112ZM121 206H122V204H121ZM124 206H126L125 204H123V207ZM74 207V206H73ZM94 207V206H93ZM81 208H83V207H81ZM88 208V207H87ZM91 208V207H90ZM109 208V207H108ZM174 208H175V206H174ZM93 209H95V208H93ZM98 209H97V211H98ZM106 209V208H105ZM110 209H112V207L110 206ZM129 209V208H128ZM179 209V208H178ZM85 210V209H84ZM91 210V209H90ZM115 210H116V207H115ZM114 210V211H115ZM185 210V213H183V211ZM87 211H89L88 209H87ZM95 211V210H94ZM93 211V212H94ZM103 211V210H102ZM108 211V210H107ZM106 211V212H107ZM111 213H114V212H112V210H109ZM72 213V212H71ZM92 214L93 215V213H92V211H90L89 212V214ZM104 213V212H103ZM115 213H116V211H115ZM118 213V212H117ZM121 213V212H120ZM90 214V217L92 216ZM98 214H100V213H98ZM98 214H96V215H98ZM105 214H107V213H105ZM119 214V213H118ZM65 215V214H64ZM69 215V214H68ZM122 215V214H121ZM41 216V215H40ZM54 216V215H53ZM100 216V217H99ZM98 217V219H105V216L104 215H102L101 216V214L99 215ZM111 216H114L113 214L111 215ZM110 216V217H111ZM119 216V215H118ZM127 216V215H126ZM58 217V216H57ZM62 217V216H61ZM88 217V216H87ZM97 217V216H96ZM95 217V218H96ZM109 218V216L106 218V219H108ZM120 218H122V216L120 217ZM119 218V219H120ZM110 219V218H109ZM111 219H114V218H111ZM117 219H118V217H117ZM123 219V218H122ZM258 219V220H257ZM263 220H262V224L264 225V222H263ZM171 221V222H172ZM250 221V222H251ZM255 221H252L253 223H252V225H249V226H254V229H255V226L256 225H259V224H257ZM48 222V221H47ZM156 222V221H155ZM165 222V221H164ZM147 223V222H146ZM188 223V222H187ZM255 223V224H254ZM150 224V223H149ZM180 224V223H179ZM234 224V223H233ZM251 224V223H250ZM254 224V225H253ZM262 224H260V225H262ZM212 225V224H211ZM194 226V225H193ZM196 226V225H195ZM201 226V225H200ZM237 226V225H236ZM259 227H261V226H258L257 228H259ZM147 228V227H146ZM177 228V227H176ZM198 228V227H197ZM236 228V227H235ZM239 228V227H238ZM63 229V228H62ZM162 229V228H161ZM167 229V228H166ZM180 229V228H179ZM183 229H184V231H182V235L180 236V234H176V238H175V244H174V240H173V244H174V250H175V247H176V245L180 242V240L181 239H184V238H186V239H189V240H191V239H194L193 238V235H192V233L194 232V231H190L192 228H190V226H184L183 227ZM187 229H189V234L186 236V231H187ZM262 229V227L260 228V230ZM90 230V229H89ZM92 230H94V229H92ZM109 230V229H108ZM246 230V229H245ZM249 230V229H248ZM257 231H259L258 229H256ZM95 231V230H94ZM138 231V230H137ZM150 231V230H149ZM254 230H252L251 232L252 233H254L253 232ZM263 231H264V226H263ZM124 232H125V230L123 229V228H121V230H120V232L119 233H117V234H119V238H117V239H111V240H105L104 242H102V245H104V244H107L108 246H109V244H115V246L114 247H116V244L118 245L117 246V248L119 247V245H120V243H121V245L122 246H124L123 248H122V250H124V248H125V244H127L128 242L127 241H129L128 240V235H125L124 234ZM135 232V231H134ZM144 231H141V233H143ZM178 232V231H177ZM250 232V234H252ZM91 233V232H90ZM102 233H104V232H102ZM130 233V232H129ZM23 234V233H22ZM92 234V233H91ZM100 232H99V236H100ZM105 234H108V232H106ZM111 234V233H110ZM113 234V233H112ZM116 234V233H115ZM116 234V235H117ZM131 234V233H130ZM145 234V233H144ZM62 235V234H61ZM89 235V234H88ZM185 235V236H184ZM247 235V234H246ZM254 235V234H253ZM252 235V237H254ZM90 236V235H89ZM98 235L97 236H95V234H94V236H93V238H94V240H96V239H98L97 237H99ZM101 236H102V234H101ZM100 236V238H103L104 237V235H103V237H101ZM106 236V235H105ZM109 236V235H108ZM147 236H148V234H147ZM227 238H228V242H229V240H231V236H232V234L231 233H228L227 235H225ZM248 236H251V235H248ZM141 239H143V238H140V239H134L133 237H131L130 236V242H136V241H140ZM241 239V238H240ZM252 240H253V238H251ZM91 240V239H90ZM118 240V241H117ZM92 241H93V239H92ZM193 241V240H192ZM236 241V240H235ZM256 241V240H255ZM254 241V242H255ZM80 242V241H79ZM98 242H99V240H98ZM97 241H96V243H98ZM124 242V243H123ZM189 242V241H188ZM257 242V241H256ZM104 243V244H103ZM234 243V242H233ZM240 243V242H239ZM95 244V243H94ZM99 244H101V241H100V243ZM99 244H97L98 246H99ZM248 244V243H247ZM258 244V243H257ZM66 245V244H65ZM96 245V244H95ZM120 245V246H121ZM170 245V244H169ZM235 245V244H234ZM97 246V247H98ZM101 246V245H100ZM99 246V247H100ZM105 246V245H104ZM127 246V245H126ZM177 246H179V245H177ZM259 246H261V250L262 249H264V240H263V238H262V242H261V244H259ZM94 248H95V246H93ZM106 247V249L108 248L107 246H105ZM114 247H112V248H114ZM228 247V246H227ZM85 248V247H84ZM92 249V250H95V249ZM110 249H111V245H110V247H109ZM259 248V247H258ZM99 249V248H98ZM176 249H178L177 247H176ZM88 250V249H87ZM86 250V251H87ZM104 250V249H103ZM108 250V249H107ZM117 250V249H116ZM120 250V249H119ZM119 250L117 251V254L119 255V253H121V252H119ZM78 251V250H77ZM121 251V250H120ZM111 252H113V251H111ZM170 253V252H169ZM178 253H179V257H178V259L176 260V261H174L175 262V264H196V263H198L199 261V259L198 258H195V259H188V260H190V262H187V261H185V259L187 258V256H184L183 254H184V251L183 250H178ZM260 253H262V254H260L261 256L262 255H264V251H262V252H260ZM78 254V253H77ZM196 254V253H195ZM79 255V254H78ZM82 256V255H81ZM84 256H86V255H84ZM94 256V255H93ZM139 256V255H138ZM161 256V255H160ZM196 256V255H195ZM264 257V256H263ZM73 258V257H72ZM81 258V257H80ZM175 258V257H174ZM86 259V258H85ZM97 259V258H96ZM197 259V260H196ZM81 260H83V259H81ZM114 260V259H113ZM262 260H264L263 258H262ZM68 261V260H67ZM25 262V261H24ZM261 262V261H260ZM146 263V262H145Z\"/></svg>",
    "mask_w": 264,
    "mask_h": 264
},
{
    "label": "snow or ice",
    "instance_id": "3",
    "mask_svg": "<svg viewBox=\"0 0 264 264\" xmlns=\"http://www.w3.org/2000/svg\"><path fill=\"white\" fill-rule=\"evenodd\" d=\"M262 3H264V0H262ZM129 7H133V5H127V4H111V5H108V8L110 9V16H111L113 22H115L117 15L119 14V12L122 9L129 8ZM134 7H136V8H148L149 11L144 18L148 21L149 25H151L152 27H155L157 25L162 24V18L166 14L165 8L167 6H165V5L137 4V5H134ZM116 35H117L116 33H113V37H115ZM262 75H264V69H262ZM46 264H58V262L56 260H50V261H47ZM63 264H72V262L71 261H65V262H63Z\"/></svg>",
    "mask_w": 264,
    "mask_h": 264
}]
</instances>
